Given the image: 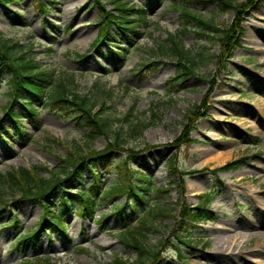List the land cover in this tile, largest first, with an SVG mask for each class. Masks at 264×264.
<instances>
[{
  "label": "rangeland",
  "instance_id": "rangeland-1",
  "mask_svg": "<svg viewBox=\"0 0 264 264\" xmlns=\"http://www.w3.org/2000/svg\"><path fill=\"white\" fill-rule=\"evenodd\" d=\"M123 1L135 9L145 8L148 24L133 35L112 25L96 46L104 27L100 24L102 12H113V4L119 3L115 0H101L102 5L96 0L0 1V35L21 45L41 70L51 75L53 85L60 80L70 88L74 84L76 92L92 99L95 111L102 108V117L124 137V151H114L108 165L101 160L84 165L66 191L89 189L93 171L105 189L119 178V172L127 173V168L149 177L155 189H163L178 181L177 175L170 177L167 165L176 156L185 173L183 193L175 186L166 194L152 191L149 202L139 207L143 214L155 203L170 209L173 216L149 217L157 230L148 233L146 244L156 248L157 257L147 264H264V18L258 14L264 11V0H235L254 6L243 16L238 45L224 63L215 59L222 53L217 34L209 29L200 34L195 23L184 26L173 5L178 0ZM188 6L222 29L233 23L232 13H220L212 4ZM137 36L141 37L138 41ZM171 37L196 62L192 75L181 84V79L170 82L178 70ZM116 52L125 55L120 64ZM6 79L2 73L0 173L47 168L39 175L48 179L70 150L83 156L105 147L104 137L85 140V130L76 127L70 117L58 116L42 104H36L34 120L24 114L19 102L14 104V112L21 115L23 134L18 135L3 117L10 102ZM208 81H213L210 91ZM131 107L134 117L120 122ZM189 112L204 116L195 121L190 133L199 144L191 145L185 156L183 148L177 150L171 144L179 137ZM151 113L156 117L151 118ZM137 121L148 126L138 139H127L130 122ZM219 152L231 155L204 164ZM239 159L245 160L235 170L216 177L210 173ZM209 192L213 200L203 216L211 220L181 223L180 207L197 206L201 195ZM61 195L57 189L49 205L58 208ZM14 198V205L0 218V264H26L44 258L52 264H109L116 257L130 262L137 258L117 235L125 226H136L138 216L127 209L120 217L110 208L113 202L125 205L123 196L100 205L91 215L81 209L82 202L75 196L72 210L62 218L63 231L46 227L39 233L34 232L43 215L41 204L18 193ZM176 236L189 241L190 246L181 244ZM236 258L237 262H226Z\"/></svg>",
  "mask_w": 264,
  "mask_h": 264
},
{
  "label": "trees",
  "instance_id": "trees-1",
  "mask_svg": "<svg viewBox=\"0 0 264 264\" xmlns=\"http://www.w3.org/2000/svg\"><path fill=\"white\" fill-rule=\"evenodd\" d=\"M6 3L11 0H0ZM43 1V0H41ZM118 4H113V12H102L100 24L104 27L99 32L94 46L99 44L107 36V29L116 25L117 28L123 32L130 33V35L137 34L139 27H145L148 24V17L145 8H133L123 0H115ZM96 3L102 5L101 0H96ZM195 4H212L216 6L220 13H232L234 15L233 23L225 29L221 25L213 23V21H206L201 15L195 14L190 10L188 5ZM174 9L179 11L180 19L184 26L195 23L200 30L199 33H205V30H212L216 36V41L219 44L220 56L215 57L217 61H225L230 55V52L237 47L240 34L242 33L243 16L248 10L254 6L253 4H239L235 0H178L174 2ZM44 8V5H41ZM103 8V7H101ZM141 37L136 38L140 40ZM175 37H171L170 43L173 45V52H175L178 59V70L170 82L181 79V83L187 80L188 75H192L191 71L195 66V61L180 49L179 45L173 41ZM124 52L127 49H123ZM117 57V64L124 60V53H114ZM82 56H79L81 58ZM222 63V64H223ZM224 68V64H223ZM140 71V70H139ZM2 73L7 75L4 81L9 89L8 96L10 102L6 104L3 109V117L8 119L17 132L22 135L19 120L20 114L14 112V104L20 103V107L24 114L30 119L34 120L37 116L36 104H42L43 108L62 117H70L76 127L83 128L86 132L85 140L91 142L97 137H104L107 140L105 147L98 152H87L83 156L78 154L77 150H70L66 156L61 159V165L56 171H50L51 176L48 179L41 178L40 170H47V168L39 169L32 168L29 170L18 169L7 173H0V218L2 214L14 205V194L18 193L23 198H29L34 202H38L43 207V215L35 228V232H42L46 227L53 228L56 232L63 231L62 218L72 210L74 197L78 196L82 202L81 209L86 211L89 215L96 210L97 207L103 204H109L114 197L123 196L127 200L124 204H110V208L114 209L116 215L123 217L127 209L131 210V215L138 216L137 225L134 227L121 228L118 231V239L127 248H131L136 252V260L130 262L121 257H116L112 263L109 264H147L156 259V248H150L146 241L148 233L157 230L153 223L149 220L151 216H162L172 218L171 210L157 206L155 203L149 205L146 212L140 214L139 207L149 202L148 196L152 191L159 194H166L175 186L178 188L180 194L184 191V175L182 169L178 167L176 156L170 158L167 162L170 177L177 175L178 181L169 183L163 189H155L152 180L137 171H132L127 168V173H118V179L114 180L109 186L103 189V181L100 176L93 171L94 181L89 189L69 190L66 191V186L73 180L78 179L82 167L86 164H93L97 161H102L105 165L111 162V154L114 151H124L122 144L124 137L121 130H112L111 121L102 117V108L95 111V102L88 99L85 95L81 96L75 90L76 86L69 84L64 80H60L53 85V80L50 74L41 70L39 64L31 58L18 43H13L9 39L0 35V78ZM209 91L213 88V81H208ZM173 86H175L173 84ZM104 95L110 93L103 92ZM204 106V102H203ZM104 107V105H100ZM135 112L134 107H131L120 122H127L133 118ZM204 114L189 112L186 116V124L179 137L171 144L177 150L183 148L184 154L187 156L189 146L196 141L190 136L194 127L195 121ZM156 115L151 113V118ZM130 127L126 131L127 139L136 140L142 136L143 131L148 125L140 122H130ZM3 126V118H0V126ZM1 126V127H2ZM129 152L134 153L133 150ZM245 159H239L226 163L225 165L210 170V173L216 177L218 173L237 169L243 164ZM123 165L126 166L124 163ZM208 170V169H206ZM136 179L134 183L132 180ZM57 189L61 190V198L59 206L56 208L49 205V198L55 193ZM196 207L189 208L185 205L180 207L181 223H201L204 220H211V218L203 216L207 211V205L213 200L211 193H205ZM61 212L58 213L57 210ZM179 222V221H175ZM176 238L181 244L190 246L189 241L181 240L178 236ZM32 239V238H31ZM178 253L180 252L177 248ZM26 264H52L50 261L44 259H35L33 262Z\"/></svg>",
  "mask_w": 264,
  "mask_h": 264
},
{
  "label": "bare ground",
  "instance_id": "bare-ground-1",
  "mask_svg": "<svg viewBox=\"0 0 264 264\" xmlns=\"http://www.w3.org/2000/svg\"><path fill=\"white\" fill-rule=\"evenodd\" d=\"M261 13V16H260V18H264V11L262 12H258V14H260ZM195 147H197V145H194L193 146V148H195ZM223 152H219V153H217L216 154V156L215 157H212V158H210V159H207V160H205V162H204V164H210V163H212V164H214V163H217L218 162V160L220 159V158H227V157H229L230 155H231V152L229 153V154H222ZM226 243V242H225ZM223 252H226V251H223ZM236 260V261H235ZM230 261H235V262H237L238 261V259L236 258V259H227L226 260V262H230Z\"/></svg>",
  "mask_w": 264,
  "mask_h": 264
}]
</instances>
